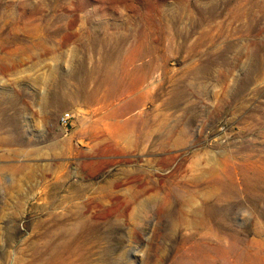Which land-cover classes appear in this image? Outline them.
Listing matches in <instances>:
<instances>
[{
	"label": "rangeland",
	"instance_id": "obj_1",
	"mask_svg": "<svg viewBox=\"0 0 264 264\" xmlns=\"http://www.w3.org/2000/svg\"><path fill=\"white\" fill-rule=\"evenodd\" d=\"M5 107L0 264H264V0H0Z\"/></svg>",
	"mask_w": 264,
	"mask_h": 264
},
{
	"label": "bare ground",
	"instance_id": "obj_2",
	"mask_svg": "<svg viewBox=\"0 0 264 264\" xmlns=\"http://www.w3.org/2000/svg\"><path fill=\"white\" fill-rule=\"evenodd\" d=\"M262 58V57H261ZM79 60V59H78ZM77 60V61H78ZM79 63V62H78ZM260 64V63H259ZM82 66V65H81ZM84 66H85V64H84ZM80 68V67H79ZM206 70V69H205ZM85 71V70H84ZM208 71V70H207ZM77 72V71H76ZM75 72V73H76ZM87 72V71H86ZM211 72V71H210ZM209 73V72H208ZM85 74V73H84ZM74 75V74H73ZM203 76V75H202ZM206 76V75H205ZM71 77V76H70ZM86 77V76H85ZM88 77V76H87ZM95 77V76H94ZM72 78V77H71ZM96 78V77H95ZM86 79H84V81H85ZM66 81V80H65ZM61 82V81H60ZM88 82V81H87ZM62 83V82H61ZM84 83V82H83ZM86 83V82H85ZM61 84H59V86H60ZM64 85V84H63ZM200 85V84H199ZM58 86V87H59ZM84 86H85V84H84ZM201 86V85H200ZM199 86V87H200ZM198 87V88H199ZM85 88V87H84ZM195 88H197V87H195ZM84 91V89L82 90V92ZM87 91V90H86ZM243 91V90H242ZM68 92V91H67ZM57 94V93H56ZM70 94H71V92H70ZM54 95V94H53ZM11 96V95H10ZM62 96V95H61ZM73 96V95H72ZM67 97V96H66ZM59 100H60V98H58ZM65 99V98H64ZM53 100V99H52ZM56 100V99H55ZM53 102V101H52ZM52 104V103H51ZM53 105V104H52ZM56 106H58V103H57V105ZM9 108V107H8ZM8 108H3V109H1L0 110V115L3 117L2 119H1V121H0V133H5L7 136H3L4 137V139H5V141L7 142V143H11V142H15V139H16V137L14 136V134H15V129H14V119L13 118H10L9 116H8V112H7V110H8ZM54 108V107H53ZM52 108V109H53ZM4 115H5V117H4ZM248 130H249V128H248ZM245 132H246V130H245ZM2 136V135H1ZM19 137V136H18ZM245 142H246V140H245ZM183 143V142H182ZM232 144V143H231ZM245 144V143H244ZM239 145V144H238ZM231 146V145H230ZM234 147V146H233ZM239 147V146H238ZM227 148V147H226ZM230 149V148H229ZM234 149V148H233ZM252 149V148H251ZM222 150V149H221ZM232 150V148L230 149V151ZM251 153V152H250ZM168 154H169V151H168ZM167 154V155H168ZM227 154V153H226ZM244 154V153H243ZM172 155V154H171ZM176 155V154H175ZM247 155V154H246ZM259 155V154H258ZM233 156H235V155H233ZM237 156V155H236ZM239 156V155H238ZM244 156V155H243ZM263 156V155H262ZM160 157V156H159ZM164 157V156H163ZM170 157V156H169ZM244 157H246V156H244ZM248 157V156H247ZM249 157H250V154H249ZM238 158V157H237ZM236 158V159H237ZM159 159H161V158H159ZM163 159V158H162ZM225 159V158H224ZM233 159V158H232ZM258 159V158H257ZM256 159V160H257ZM134 160V159H133ZM133 160H131V161H133ZM172 160V159H171ZM222 160V159H221ZM237 160H239V159H237ZM254 160H255V158H254ZM253 160V161H254ZM82 161H84V160H82ZM88 161V160H87ZM158 161V160H157ZM163 161V160H162ZM168 161V160H167ZM170 161V160H169ZM223 161V160H222ZM252 161V160H251ZM115 162V161H114ZM140 162V161H139ZM227 162V161H226ZM237 162V161H236ZM235 162V163H236ZM257 162H259V161H257ZM168 163V162H167ZM197 163V162H196ZM216 163V162H215ZM222 163V162H221ZM254 163V162H253ZM253 163H251L250 165H248V166H251ZM260 163V162H259ZM108 164V163H107ZM157 164H158V162H157ZM162 164V163H161ZM160 164V165H161ZM220 164V163H219ZM238 164V163H237ZM249 164V163H248ZM262 164V163H261ZM89 165H90V163H89ZM218 165V164H217ZM226 165V164H225ZM221 166V165H220ZM219 166V167H220ZM245 166V165H244ZM254 166V165H253ZM253 166H251L252 168H253ZM259 166V165H258ZM261 166V165H260ZM212 167H214V166H212ZM218 167V168H219ZM264 167V166H263ZM168 168V167H167ZM218 168H217V170H218ZM222 168H223V166H222ZM254 168H256V166L254 167ZM216 169V168H215ZM236 170V169H235ZM263 170V169H262ZM261 172V171H260ZM264 174V173H263ZM130 175V174H129ZM145 175V174H144ZM209 175V174H208ZM63 176V175H62ZM214 176H216V175H214ZM214 176H212V177H214ZM61 177V176H60ZM127 178V177H126ZM130 178H132V176L130 177ZM264 178V177H263ZM262 177H255V179H252V178H249L248 180H250V185L252 186V188L254 187V189H256V187H259L260 186V184H261V186H262V184H264V179H263ZM61 179V178H60ZM63 179V178H62ZM151 180V179H150ZM222 180V179H221ZM240 181H241V179H239ZM247 180V179H246ZM247 180V182H248V184H249V181ZM121 181V180H120ZM148 180L146 179V182H147ZM188 181V180H187ZM224 181V180H223ZM196 182V181H195ZM211 182V181H210ZM215 182V181H214ZM220 182H222V181H220ZM239 181H237V183H238ZM118 183V182H117ZM208 183V182H207ZM223 183V182H222ZM230 182H228V184H229ZM137 184V183H136ZM143 184V183H142ZM206 184V183H205ZM113 186H114V183L112 184ZM196 185H198V183L196 182ZM201 185V184H200ZM218 185V184H217ZM239 185V184H238ZM242 185V184H241ZM130 186V185H129ZM139 186H141V185H139ZM138 186V187H139ZM203 186V185H202ZM214 185H212L211 186V188H213V190L212 191H209L208 193H207V195H205L204 197H202V198H200V203H198V199H197V197H199V192H193V191H185L184 192V194H183V197L182 198H180V200H179V203H180V205H181V207L184 209V210H188V211H190L193 215H195V216H201V215H203L204 213H203V211H204V209L206 210L207 209V212H209V213H211V214H213V215H218L220 212H221V210H223V209H228V205L227 204H225V203H223V202H225L226 201V197H227V195H226V191L225 192H223V191H221L220 193H218V192H216V188L215 187H213ZM219 186V185H218ZM232 186H234V185H232ZM198 187V186H197ZM196 187V188H197ZM249 187V186H248ZM140 188V187H139ZM174 188V187H173ZM199 188V187H198ZM215 188V189H214ZM234 188V187H233ZM251 188V189H252ZM261 188V187H260ZM259 188V189H260ZM104 189V188H103ZM108 189V188H107ZM127 189V188H126ZM126 189H124V190H126ZM167 189V188H166ZM246 189H248V188H246ZM164 190V189H163ZM235 190V189H234ZM250 190V189H249ZM106 191H108V190H106ZM118 191V190H117ZM232 191V190H231ZM257 191V190H256ZM102 192V191H101ZM241 192V191H240ZM248 192V191H247ZM249 192H251V191H249ZM252 192H254V190L252 191ZM103 193V192H102ZM101 193V194H102ZM242 193H243V191H242ZM255 193V192H254ZM104 194H106V193H104ZM119 194V193H118ZM123 194V193H122ZM238 194V193H237ZM257 194V193H256ZM232 195V194H231ZM248 195V194H247ZM261 195V194H260ZM100 196V195H99ZM122 196V195H121ZM239 196V195H238ZM241 196V195H240ZM251 196V195H250ZM95 197V196H94ZM93 197V198H94ZM170 197V196H169ZM233 197V196H232ZM248 198V197H247ZM251 198V197H250ZM258 198V197H257ZM146 199V198H145ZM239 199V198H238ZM237 199V201H240V200H238ZM255 199V198H254ZM263 199V198H262ZM234 200V199H233ZM243 200V199H242ZM248 200V199H247ZM259 200V199H258ZM83 201V200H82ZM97 201H98V199H97ZM232 202V201H231ZM110 203V202H109ZM219 203H221V204H219ZM256 203V202H255ZM149 204V203H148ZM260 204H261V202H260ZM99 205V204H98ZM230 206H232V205H230ZM143 207V206H142ZM151 207V206H150ZM83 208V207H82ZM231 208V207H230ZM93 208H91V210H92ZM86 210V209H85ZM89 210V209H88ZM93 212H94V210H93ZM184 212V211H183ZM100 214V213H99ZM185 214H186V212H185ZM205 214L207 215V213L205 212ZM151 215V214H150ZM163 215V214H162ZM166 215V214H165ZM205 215V216H206ZM95 216V215H94ZM100 216V215H99ZM101 217V216H100ZM102 217H104V216H102ZM89 218V217H88ZM193 218V217H192ZM191 218V219H192ZM98 219V218H97ZM83 220V219H82ZM89 220V219H88ZM95 220H96V216H95ZM84 222V221H83ZM122 222V221H121ZM105 223V222H104ZM131 223V222H130ZM116 224V223H115ZM98 225V224H97ZM204 225V224H203ZM95 227V226H94ZM96 228V227H95ZM99 228V227H98ZM138 229V228H137ZM90 232V231H89ZM108 233V232H107ZM198 246V245H197Z\"/></svg>",
	"mask_w": 264,
	"mask_h": 264
},
{
	"label": "built area",
	"instance_id": "obj_3",
	"mask_svg": "<svg viewBox=\"0 0 264 264\" xmlns=\"http://www.w3.org/2000/svg\"><path fill=\"white\" fill-rule=\"evenodd\" d=\"M72 119V114L70 112H65L61 115L60 122L64 126H69Z\"/></svg>",
	"mask_w": 264,
	"mask_h": 264
}]
</instances>
